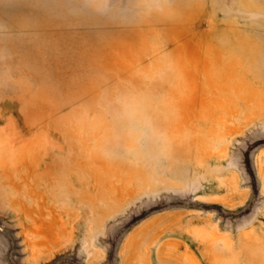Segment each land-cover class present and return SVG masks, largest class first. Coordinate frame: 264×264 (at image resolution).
<instances>
[{
	"label": "rangeland",
	"instance_id": "obj_1",
	"mask_svg": "<svg viewBox=\"0 0 264 264\" xmlns=\"http://www.w3.org/2000/svg\"><path fill=\"white\" fill-rule=\"evenodd\" d=\"M0 264H264V0H0Z\"/></svg>",
	"mask_w": 264,
	"mask_h": 264
}]
</instances>
